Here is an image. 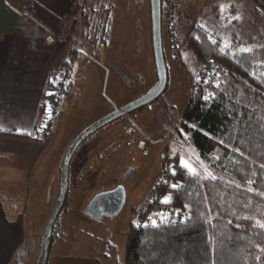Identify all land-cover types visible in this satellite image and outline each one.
Listing matches in <instances>:
<instances>
[{"label":"rangeland","instance_id":"374dc122","mask_svg":"<svg viewBox=\"0 0 264 264\" xmlns=\"http://www.w3.org/2000/svg\"><path fill=\"white\" fill-rule=\"evenodd\" d=\"M85 4L89 23L104 16L99 11L103 7L109 9L107 43L103 48L88 47L79 24L72 50L77 63L72 91L63 100L64 115L55 125V134L53 131L48 141H41L45 143L43 152L30 173H18L12 180L0 183V201L8 212L11 213L9 204L14 203L25 213L26 245L18 257L21 264H35L38 239L58 194L62 147L78 131L107 113L109 106L112 111L133 101L156 81L149 0H86ZM180 4L181 40L191 27H196L218 40L222 50L250 49L264 56V15L244 0H181ZM238 38L242 42L237 48ZM161 43L167 70L163 94L141 110L94 133L73 155L67 195L54 224L46 264H124L131 211L150 187L161 157L168 151L171 161H177L189 173L211 177L213 170L191 146L184 128L187 123L182 119L204 63L198 68H186L183 63L188 53L182 57L181 49V66H176L163 23ZM139 142L144 143L143 148ZM94 146L104 152L93 148L94 153L89 150L87 156L82 154L85 148ZM218 156L216 153L212 160ZM9 175L0 174V181L10 179ZM118 186L124 191V202L116 216L93 218L84 213L96 194Z\"/></svg>","mask_w":264,"mask_h":264},{"label":"trees","instance_id":"16d2710c","mask_svg":"<svg viewBox=\"0 0 264 264\" xmlns=\"http://www.w3.org/2000/svg\"><path fill=\"white\" fill-rule=\"evenodd\" d=\"M99 11L104 16L95 23L86 11L81 20L82 37L95 49L105 47L110 23L109 9ZM241 42L236 39L237 48ZM181 43L186 68L212 60L225 70L217 82L191 89L182 114L191 146L213 173L201 177L174 160L171 179L177 187L168 197L183 211V222L130 227L124 264H264V56L222 50L196 27ZM73 54L62 68L75 64ZM40 118L39 110L35 128Z\"/></svg>","mask_w":264,"mask_h":264},{"label":"crops","instance_id":"0c3cea01","mask_svg":"<svg viewBox=\"0 0 264 264\" xmlns=\"http://www.w3.org/2000/svg\"><path fill=\"white\" fill-rule=\"evenodd\" d=\"M85 2L0 0V174H10V179L0 183L12 180L15 174L30 173L43 152L45 143L35 138L39 103L49 77L62 68L73 52ZM71 91L72 86L69 96ZM80 131L62 147L59 161ZM93 148L100 153V148L94 146L85 148L82 154L87 156L89 150L94 153ZM8 207L11 213L0 201V264L19 259L26 245L25 213L14 203Z\"/></svg>","mask_w":264,"mask_h":264},{"label":"built area","instance_id":"2783aa9c","mask_svg":"<svg viewBox=\"0 0 264 264\" xmlns=\"http://www.w3.org/2000/svg\"><path fill=\"white\" fill-rule=\"evenodd\" d=\"M181 0H160L161 23L164 24L170 53L173 63L181 66ZM206 2L208 0H193ZM231 1V0H224ZM254 10L264 15L263 0H244ZM79 56L82 52H79ZM65 67L51 75L47 82V88L40 100L39 106L41 118L35 128V138L41 141H48L54 131L55 125L62 114L63 100L67 96L76 66ZM225 72L214 61L209 60L199 70L195 79L196 86H205L218 81L221 74ZM138 146L143 148L144 143L139 142ZM196 152V151H195ZM197 154V152H196ZM161 165L146 193L139 200L138 204L131 211V229H151L158 227L174 226L183 222V211L163 203V198L168 197V191L172 187L171 174L174 171V164L170 158V151L161 157ZM155 221V223H153ZM11 264H21L18 259H13Z\"/></svg>","mask_w":264,"mask_h":264},{"label":"water","instance_id":"95a60500","mask_svg":"<svg viewBox=\"0 0 264 264\" xmlns=\"http://www.w3.org/2000/svg\"><path fill=\"white\" fill-rule=\"evenodd\" d=\"M150 8V27H151V47L152 57L156 71V81L143 95L134 99L133 101L122 105L114 110L110 111L103 117L92 122L82 131H80L72 142L65 150L59 165V188L58 194L54 206L46 219L43 230L38 239V248L35 264H46L49 249L51 246V234L53 226L58 218V215L63 207L67 190H68V179H69V164L70 161L79 148V146L88 139L91 135L102 129L103 127L111 124L112 122L129 115L151 103L156 101L164 92L167 86V70L162 52L161 43V10L160 0H149ZM70 89L67 91L69 95ZM124 202V191L120 187L112 191L104 192L96 195L85 210V214L98 218L100 213L91 212L93 205L99 207L103 206L104 209L112 207L111 211L106 212V215L112 217L117 214L122 208ZM90 213H89V212ZM105 214V213H104Z\"/></svg>","mask_w":264,"mask_h":264},{"label":"flooded vegetation","instance_id":"af4514ba","mask_svg":"<svg viewBox=\"0 0 264 264\" xmlns=\"http://www.w3.org/2000/svg\"><path fill=\"white\" fill-rule=\"evenodd\" d=\"M118 188H120L119 186L118 187H116L115 189H118ZM91 202V201H90ZM89 205V204H88ZM91 210V212L93 213V212H95V213H100V215H99V217H102V216H107L106 215V212H108V211H111L112 210V207L111 206H109L108 207V209L106 210V209H104V207L103 206H101V207H99L98 206V204L95 206V205H93V207L90 209ZM89 212V211H88ZM90 213V212H89ZM105 213V214H104Z\"/></svg>","mask_w":264,"mask_h":264},{"label":"snow or ice","instance_id":"6c2138e0","mask_svg":"<svg viewBox=\"0 0 264 264\" xmlns=\"http://www.w3.org/2000/svg\"><path fill=\"white\" fill-rule=\"evenodd\" d=\"M236 18L238 19V17H236ZM241 50H242V51H251L250 49H241ZM181 163L184 164V161L181 160ZM184 166L187 167V168L189 169V171H193V169H192L191 167H189V165L184 164ZM262 167H264V165H262ZM172 187H173V188H176L177 185L174 184ZM162 202H163V203H168V202H169V197H167V196L164 197ZM153 223H155V221H153ZM260 227H264V224H261Z\"/></svg>","mask_w":264,"mask_h":264}]
</instances>
